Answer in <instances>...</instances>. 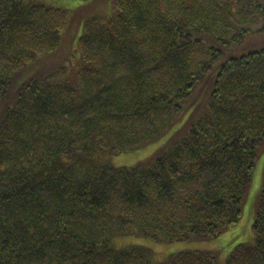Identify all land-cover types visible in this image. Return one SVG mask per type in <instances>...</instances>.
Here are the masks:
<instances>
[{
	"label": "trees",
	"instance_id": "16d2710c",
	"mask_svg": "<svg viewBox=\"0 0 264 264\" xmlns=\"http://www.w3.org/2000/svg\"><path fill=\"white\" fill-rule=\"evenodd\" d=\"M68 13L0 0V264H216L112 239H209L239 221L264 148V45L224 59L202 113L149 158L107 159L179 121L225 50L264 32V0H113L81 21L73 76L60 64L11 87L59 46ZM252 234L226 264H264V185Z\"/></svg>",
	"mask_w": 264,
	"mask_h": 264
},
{
	"label": "rangeland",
	"instance_id": "374dc122",
	"mask_svg": "<svg viewBox=\"0 0 264 264\" xmlns=\"http://www.w3.org/2000/svg\"><path fill=\"white\" fill-rule=\"evenodd\" d=\"M46 4L68 10L69 18L72 16L73 23L69 31L60 40L59 46L51 53L43 56H38L28 65L22 72L21 76L16 79L11 87L19 88L23 83L32 77L40 74L47 69L69 63H76L79 60L77 51V39L81 34V21L85 16L96 13L98 11H105L112 6L113 0H43ZM79 22V23H78ZM77 23V24H76ZM64 33V32H63ZM264 45V32L250 33L246 38L237 45H232L225 50L213 64L211 71L199 83L196 92L182 103L183 111L180 115L179 121L164 135L158 139L139 147L127 153H120L108 157V164L113 166H133L136 163L149 158L155 151L159 150L168 140L172 132H174L182 123H184L189 116L195 111L201 114L206 105L207 98L211 86L213 84V77L218 71L219 64L231 54H239L248 48H259ZM82 63V62H81ZM80 64V63H79ZM74 66L68 64L70 69L69 75L78 71L80 65ZM24 67V68H25ZM75 75V74H74ZM211 77V78H210ZM13 92V90H12ZM11 104V103H10ZM9 104V105H10ZM264 185V148L259 153L254 168L252 179L246 190L242 202V215L239 221L228 227L225 231L214 238L209 239H186L174 242H159L148 237L128 235L118 236L112 239V243L116 247H122L131 244H138L149 247L155 254L156 261L164 260L168 255L177 253L182 250H203L210 251L216 255V264H226V259L232 249L241 242H248L252 240V224L254 222L255 202Z\"/></svg>",
	"mask_w": 264,
	"mask_h": 264
}]
</instances>
